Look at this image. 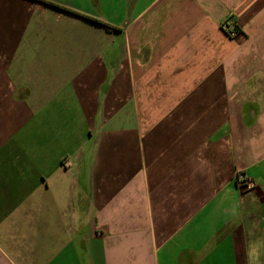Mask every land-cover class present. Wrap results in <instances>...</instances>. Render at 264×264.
Masks as SVG:
<instances>
[{
	"label": "crops",
	"instance_id": "crops-1",
	"mask_svg": "<svg viewBox=\"0 0 264 264\" xmlns=\"http://www.w3.org/2000/svg\"><path fill=\"white\" fill-rule=\"evenodd\" d=\"M0 264H264V0H0Z\"/></svg>",
	"mask_w": 264,
	"mask_h": 264
},
{
	"label": "built area",
	"instance_id": "built-area-1",
	"mask_svg": "<svg viewBox=\"0 0 264 264\" xmlns=\"http://www.w3.org/2000/svg\"><path fill=\"white\" fill-rule=\"evenodd\" d=\"M224 33H226L230 38H236L239 33V29L237 28L236 24L233 20H228L223 24Z\"/></svg>",
	"mask_w": 264,
	"mask_h": 264
},
{
	"label": "trees",
	"instance_id": "trees-1",
	"mask_svg": "<svg viewBox=\"0 0 264 264\" xmlns=\"http://www.w3.org/2000/svg\"><path fill=\"white\" fill-rule=\"evenodd\" d=\"M43 2H45L46 4H49V6H53V7L60 8V9H65L64 7L54 5V4H51V3L46 2V1H43ZM65 11H67V9H65ZM87 18L90 19V20H92V21H95V23H99V24L106 25V24H104V23H102V22H100V21L95 20L94 18H90V17H87ZM106 26H107V28H110L109 25H106ZM110 29H111V28H110Z\"/></svg>",
	"mask_w": 264,
	"mask_h": 264
}]
</instances>
